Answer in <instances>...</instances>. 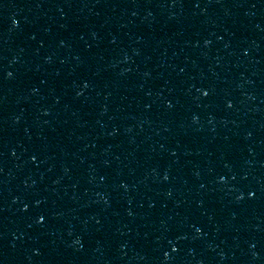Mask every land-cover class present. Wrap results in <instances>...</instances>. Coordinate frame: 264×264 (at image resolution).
Instances as JSON below:
<instances>
[{
  "label": "water",
  "instance_id": "obj_1",
  "mask_svg": "<svg viewBox=\"0 0 264 264\" xmlns=\"http://www.w3.org/2000/svg\"><path fill=\"white\" fill-rule=\"evenodd\" d=\"M263 92L264 0H0V264H175Z\"/></svg>",
  "mask_w": 264,
  "mask_h": 264
},
{
  "label": "snow or ice",
  "instance_id": "obj_2",
  "mask_svg": "<svg viewBox=\"0 0 264 264\" xmlns=\"http://www.w3.org/2000/svg\"><path fill=\"white\" fill-rule=\"evenodd\" d=\"M15 23H16V22H15V21H13V24H14V25H15ZM37 222L39 223L40 221L38 220Z\"/></svg>",
  "mask_w": 264,
  "mask_h": 264
}]
</instances>
